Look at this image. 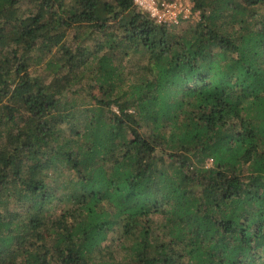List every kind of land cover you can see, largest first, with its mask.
<instances>
[{
    "label": "trees",
    "instance_id": "16d2710c",
    "mask_svg": "<svg viewBox=\"0 0 264 264\" xmlns=\"http://www.w3.org/2000/svg\"><path fill=\"white\" fill-rule=\"evenodd\" d=\"M194 10L0 0V264H264V0Z\"/></svg>",
    "mask_w": 264,
    "mask_h": 264
},
{
    "label": "built area",
    "instance_id": "2783aa9c",
    "mask_svg": "<svg viewBox=\"0 0 264 264\" xmlns=\"http://www.w3.org/2000/svg\"><path fill=\"white\" fill-rule=\"evenodd\" d=\"M133 4L145 11L156 23L168 27L180 26L199 19L198 11L194 10V0H132ZM207 160V164L211 163Z\"/></svg>",
    "mask_w": 264,
    "mask_h": 264
}]
</instances>
